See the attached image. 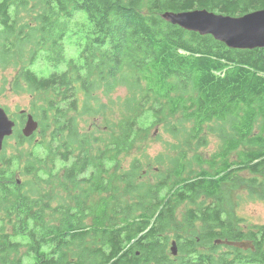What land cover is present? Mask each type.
I'll list each match as a JSON object with an SVG mask.
<instances>
[{
	"label": "trees",
	"instance_id": "trees-1",
	"mask_svg": "<svg viewBox=\"0 0 264 264\" xmlns=\"http://www.w3.org/2000/svg\"><path fill=\"white\" fill-rule=\"evenodd\" d=\"M196 9L237 17L264 0H0V69L33 98L40 127L19 134L33 151L10 162L47 190L15 184L4 159L0 264H264V227L242 232L223 210L244 186L264 203V50L228 49L160 19ZM149 112L155 138L140 125ZM163 136L169 148L150 158L141 145ZM208 136L220 148L204 159ZM144 167L157 168L151 180ZM217 238L250 239L255 251L231 258Z\"/></svg>",
	"mask_w": 264,
	"mask_h": 264
},
{
	"label": "rangeland",
	"instance_id": "rangeland-1",
	"mask_svg": "<svg viewBox=\"0 0 264 264\" xmlns=\"http://www.w3.org/2000/svg\"><path fill=\"white\" fill-rule=\"evenodd\" d=\"M74 38L66 37L64 40L65 45V56L66 59L73 58L76 55V49L73 42ZM63 67V66H62ZM61 67V68H62ZM38 66H35L34 69L37 70ZM14 76V72L12 69L2 70L0 69V108L4 109L8 112V115L11 117H18L20 111H25L33 116V112L31 111V102L33 98L31 96L25 94H17L14 93L10 89V85L8 84ZM124 97L125 90L119 89L114 97ZM30 107V108H29ZM34 118V116H33ZM35 120V118H34ZM152 115L149 112L146 119H144L140 125L141 126H149L152 122ZM36 121V120H35ZM37 122V121H36ZM151 126V125H150ZM149 126V127H150ZM40 128V127H38ZM151 137H156L157 135H161L160 126H152L149 129ZM34 143L38 142L40 139L39 136L34 138ZM173 140L168 136H163L161 142H148L143 143L141 145V149L145 148V152L150 158H153L155 154L163 152L166 148H169V144ZM208 145L206 147H200L199 153L202 155L204 159H208L213 153L217 152L220 148V140L213 136H208ZM32 150L28 144L21 146L19 143L14 142V135L11 138H8L7 141L4 142L3 146L0 149V169H5L4 159H8L10 162V158L15 157L18 158L21 155H26L29 151ZM41 150V149H40ZM39 150V152H40ZM33 151V150H32ZM137 155L135 152L132 153L131 156ZM126 160V165H127ZM11 165L10 170L14 174L13 181L15 184H20V182H25L28 180V183H39L42 191L46 192V188L40 181H35V175L25 176L22 173L23 164L19 161H12L9 163ZM207 167V166H206ZM157 168L151 167L148 169L147 167L143 168V173L146 174V178L148 180L152 179V173L156 172ZM246 182L249 180L250 175L248 172H245L240 175ZM55 184H50V187H53ZM242 187V186H241ZM57 189L56 186H54ZM240 188V187H239ZM233 190L234 193L228 196L231 204L228 200L225 199L223 210L226 213L231 212L234 216V220H239L235 222L236 225L239 226V229L243 232H257L259 227H264V203L258 201L253 198V193H250L249 189L244 186V188ZM237 192V193H236ZM45 195V194H41ZM96 199V197H94ZM191 208L188 204H184L176 211L177 221L180 222L181 216L184 211ZM91 221V218L88 217L85 220V223L88 225ZM200 225H196L194 227L195 230H198ZM169 236L172 237L169 242L168 250L170 251L172 242L176 243V240L173 238V231H169ZM178 254V251H177ZM229 256V255H228ZM28 258H25V263L27 264Z\"/></svg>",
	"mask_w": 264,
	"mask_h": 264
},
{
	"label": "water",
	"instance_id": "water-1",
	"mask_svg": "<svg viewBox=\"0 0 264 264\" xmlns=\"http://www.w3.org/2000/svg\"><path fill=\"white\" fill-rule=\"evenodd\" d=\"M160 19L187 32H194L200 36H211L216 41L233 50H264V9L252 11L242 16L232 17L217 14L205 9L187 12L166 11L160 14ZM38 128V123L32 116H28L22 136H32ZM12 134V124L8 121L4 111L0 108V149L3 139ZM222 244L235 249H254L250 241L218 240ZM177 245L172 242L170 253L177 255Z\"/></svg>",
	"mask_w": 264,
	"mask_h": 264
},
{
	"label": "flooded vegetation",
	"instance_id": "flooded-vegetation-1",
	"mask_svg": "<svg viewBox=\"0 0 264 264\" xmlns=\"http://www.w3.org/2000/svg\"><path fill=\"white\" fill-rule=\"evenodd\" d=\"M2 109V108H1ZM3 111H4V113H5V115H6V117H7V119H8V121L12 124V134L10 135V136H8V137H5L4 139H3V143H2V146H3V144H4V142L5 141H7L8 140V138H11L13 135H14V142L17 144V143H19V134H21V129L22 128H24V126H25V123L27 122V119H28V116H32L31 114H29V113H26L25 111H20V113H19V115H18V117H11V116H9L8 115V112L7 111H5L4 109H2ZM33 117V116H32ZM34 119V118H33ZM199 224H201V223H196L195 224V226L196 225H199ZM218 231V230H217ZM243 232V231H242ZM218 240H221V239H219V238H217ZM218 240H213L211 243H212V245L214 244L215 246H217L218 247V249L216 250V251H218V253H224V254H226V255H229V257H233V253L235 252V250L237 251H241V252H243V253H247V252H254L255 251V245H254V243H253V241L252 240H250V239H240V240H238V241H250L251 243H252V245L254 246V249L253 250H251V249H248V250H246V251H244V250H239V249H235V248H232V247H229V246H225V245H222V244H216V241H218ZM222 241V240H221ZM230 248V249H229ZM232 248V249H231ZM200 251H206V252H208V249L207 248H205V247H198L196 250H195V253H196V256H197V254L200 252ZM194 258H197V257H194Z\"/></svg>",
	"mask_w": 264,
	"mask_h": 264
},
{
	"label": "bare ground",
	"instance_id": "bare-ground-1",
	"mask_svg": "<svg viewBox=\"0 0 264 264\" xmlns=\"http://www.w3.org/2000/svg\"><path fill=\"white\" fill-rule=\"evenodd\" d=\"M223 6V5H222ZM197 10V9H196ZM191 11H193V10H191ZM30 108V107H29ZM155 138V137H154ZM71 159V158H70ZM9 186V185H8ZM29 208V207H28ZM212 239V238H211ZM232 249V248H231ZM244 257V256H243Z\"/></svg>",
	"mask_w": 264,
	"mask_h": 264
}]
</instances>
